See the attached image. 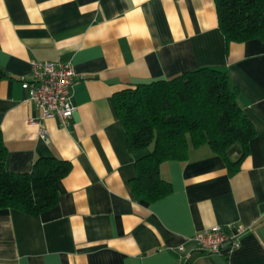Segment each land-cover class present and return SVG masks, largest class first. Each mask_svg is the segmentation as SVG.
<instances>
[{"label":"crops","instance_id":"1","mask_svg":"<svg viewBox=\"0 0 264 264\" xmlns=\"http://www.w3.org/2000/svg\"><path fill=\"white\" fill-rule=\"evenodd\" d=\"M32 61L75 69L66 127L26 101ZM200 67L227 74L255 131L248 152L231 174L207 143L189 141L185 159L160 165L171 192L142 202L113 97ZM0 132L14 173L37 157L70 163L50 209H0V264H264V42L227 44L214 0H0ZM227 224L248 228L236 249L177 253Z\"/></svg>","mask_w":264,"mask_h":264},{"label":"trees","instance_id":"2","mask_svg":"<svg viewBox=\"0 0 264 264\" xmlns=\"http://www.w3.org/2000/svg\"><path fill=\"white\" fill-rule=\"evenodd\" d=\"M219 28L226 43L258 39L264 42V0H214ZM117 116L129 146L136 153L134 196L156 201L171 192L160 175L161 163L182 160L189 141L207 143L235 173L255 134L238 104L227 74L200 67L168 79L138 81L114 97ZM7 149L0 132V209L17 208L29 214L57 203L58 181L70 163L57 156L37 157L30 172L6 168Z\"/></svg>","mask_w":264,"mask_h":264},{"label":"built area","instance_id":"3","mask_svg":"<svg viewBox=\"0 0 264 264\" xmlns=\"http://www.w3.org/2000/svg\"><path fill=\"white\" fill-rule=\"evenodd\" d=\"M77 78L70 63L32 61L29 76L22 81L26 101L41 111L43 119L55 118L66 127L76 110L71 99V88ZM247 229L241 224L214 225L197 231L191 239L190 249L180 244L176 251L185 259L195 251L216 253L222 248L231 251L239 246V237Z\"/></svg>","mask_w":264,"mask_h":264}]
</instances>
